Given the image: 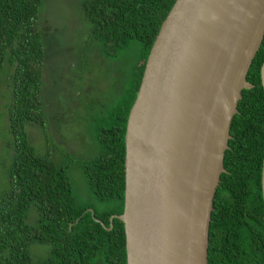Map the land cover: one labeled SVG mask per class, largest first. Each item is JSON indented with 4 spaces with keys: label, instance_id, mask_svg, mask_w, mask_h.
Returning a JSON list of instances; mask_svg holds the SVG:
<instances>
[{
    "label": "trees",
    "instance_id": "1",
    "mask_svg": "<svg viewBox=\"0 0 264 264\" xmlns=\"http://www.w3.org/2000/svg\"><path fill=\"white\" fill-rule=\"evenodd\" d=\"M174 2L78 1L86 38L74 76L89 53L123 70L112 104L100 102L86 117L94 152L78 162V170L92 201L80 202L70 175L75 156L66 153L58 160L48 150L37 152L26 132V126H44L48 119L40 25L44 0H0V91L4 86L8 94L0 118L10 135L0 187V264H127L123 223L114 218L110 227V217L123 211L126 122L147 55ZM263 61L264 38L247 73L253 87L242 90L231 122L226 171L211 214L208 264H264ZM39 245L46 247L41 256L33 250Z\"/></svg>",
    "mask_w": 264,
    "mask_h": 264
},
{
    "label": "water",
    "instance_id": "2",
    "mask_svg": "<svg viewBox=\"0 0 264 264\" xmlns=\"http://www.w3.org/2000/svg\"><path fill=\"white\" fill-rule=\"evenodd\" d=\"M263 38L264 0L173 3L126 122L123 211L110 227L123 223L127 264H208L231 122ZM261 189L264 202V155Z\"/></svg>",
    "mask_w": 264,
    "mask_h": 264
},
{
    "label": "rangeland",
    "instance_id": "3",
    "mask_svg": "<svg viewBox=\"0 0 264 264\" xmlns=\"http://www.w3.org/2000/svg\"><path fill=\"white\" fill-rule=\"evenodd\" d=\"M78 1L44 0L40 25L45 31L43 92L48 119L44 126H26V132L37 152L48 150L58 160L66 153L75 156V162L70 166L74 195L80 202H90L92 197L78 170V162L94 152L92 125L86 121V117L99 110L100 102L112 104L123 70L118 67V63L89 53L91 57L79 69V77L74 76L76 72L73 71V65L78 61L86 38L84 25L78 19ZM6 90L3 86L0 91V111L7 103ZM3 124L0 118L1 188L5 180L6 143L10 139ZM45 249L43 245L33 248L37 256L43 255Z\"/></svg>",
    "mask_w": 264,
    "mask_h": 264
}]
</instances>
